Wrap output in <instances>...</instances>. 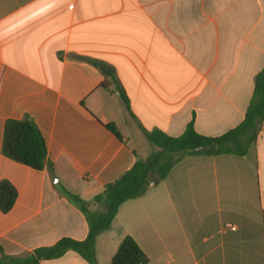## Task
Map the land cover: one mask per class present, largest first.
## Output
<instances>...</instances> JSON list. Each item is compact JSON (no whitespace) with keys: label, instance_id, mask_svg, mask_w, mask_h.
<instances>
[{"label":"crops","instance_id":"crops-1","mask_svg":"<svg viewBox=\"0 0 264 264\" xmlns=\"http://www.w3.org/2000/svg\"><path fill=\"white\" fill-rule=\"evenodd\" d=\"M92 60L113 69L128 107ZM263 68L264 0H0V183L17 191L0 210V249L26 257L85 240L86 218L57 184L92 201L152 152L144 131L178 137L192 123L224 135ZM26 117L55 176L4 154L6 122ZM127 236L148 264H264V121L244 157L186 156L124 202L96 264H111ZM40 264L89 263L68 251Z\"/></svg>","mask_w":264,"mask_h":264},{"label":"trees","instance_id":"trees-1","mask_svg":"<svg viewBox=\"0 0 264 264\" xmlns=\"http://www.w3.org/2000/svg\"><path fill=\"white\" fill-rule=\"evenodd\" d=\"M103 74L110 78L120 92L121 99L128 107V99L120 88L114 71L100 61H91ZM264 121V68L255 78V89L242 123L219 137L199 134L192 123L184 133L172 137L155 130L144 131V135L154 147L145 159L138 158L133 167L115 182L108 184L104 191L92 201L82 199L78 194L68 191L57 184L59 192L78 208L85 216L89 231L85 240L62 238L52 246L36 248L26 257H14L0 249V264H40L42 261L62 257L68 251L79 254L89 264H96L95 246L97 238L111 229L120 206L131 199L146 193L152 184L164 180L172 169L186 156L236 155L244 157L256 142ZM106 127L119 139L122 136L113 123ZM3 151L11 159L35 170L48 168L55 176L52 163L48 161L44 137L34 120L26 117L22 120L10 119L5 125ZM17 198V191L9 181L0 183V210L9 212ZM92 206H98L93 210ZM149 260L136 241L127 236L121 242L111 264H148Z\"/></svg>","mask_w":264,"mask_h":264},{"label":"built area","instance_id":"built-area-1","mask_svg":"<svg viewBox=\"0 0 264 264\" xmlns=\"http://www.w3.org/2000/svg\"><path fill=\"white\" fill-rule=\"evenodd\" d=\"M236 227L232 226V229H235Z\"/></svg>","mask_w":264,"mask_h":264},{"label":"water","instance_id":"water-1","mask_svg":"<svg viewBox=\"0 0 264 264\" xmlns=\"http://www.w3.org/2000/svg\"><path fill=\"white\" fill-rule=\"evenodd\" d=\"M55 181H58V178H55Z\"/></svg>","mask_w":264,"mask_h":264},{"label":"rangeland","instance_id":"rangeland-1","mask_svg":"<svg viewBox=\"0 0 264 264\" xmlns=\"http://www.w3.org/2000/svg\"><path fill=\"white\" fill-rule=\"evenodd\" d=\"M154 148V147H153Z\"/></svg>","mask_w":264,"mask_h":264}]
</instances>
